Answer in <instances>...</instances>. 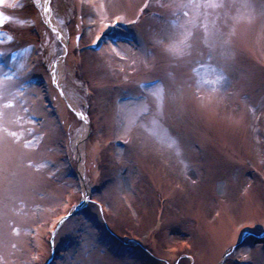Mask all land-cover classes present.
<instances>
[{
    "label": "rangeland",
    "instance_id": "rangeland-1",
    "mask_svg": "<svg viewBox=\"0 0 264 264\" xmlns=\"http://www.w3.org/2000/svg\"><path fill=\"white\" fill-rule=\"evenodd\" d=\"M257 3L0 4V264H264Z\"/></svg>",
    "mask_w": 264,
    "mask_h": 264
},
{
    "label": "snow or ice",
    "instance_id": "snow-or-ice-1",
    "mask_svg": "<svg viewBox=\"0 0 264 264\" xmlns=\"http://www.w3.org/2000/svg\"><path fill=\"white\" fill-rule=\"evenodd\" d=\"M4 0H0V4H3ZM193 5H180V7H191ZM195 7H214V8H226L229 7L230 5L227 3H218V4H202V5H194ZM245 7H258L262 13H264V0H258L257 4H245ZM145 8L149 7L148 4H145L144 6ZM185 16L188 15L187 12L184 13ZM0 17H2V14H0ZM0 23H2V19H0ZM130 23H135V21H130ZM105 27H108V25H105ZM97 41L102 40V37L98 36L96 38ZM112 42L114 44L117 43V40L113 39ZM95 43V41H94ZM165 51L172 56H176L178 55L177 51H176V47L175 46H169L168 48L165 49ZM211 54V53H210ZM0 55H3V53H0ZM230 68V65L227 63H224L222 66V70L224 72H227ZM5 77L7 79H11L10 76H8V74H5ZM224 77L222 76L221 79H223ZM55 76H53V83H55ZM6 107H11V104L6 105ZM0 115H2V113H0ZM10 135H12L13 137L15 136V133H11ZM3 171L6 172V169H4ZM0 183H2L5 186V191L8 192L11 190V180L9 179V177L7 175H3L0 176ZM85 199H87V197H85ZM67 219H70V217H62L60 221H58V225L62 226Z\"/></svg>",
    "mask_w": 264,
    "mask_h": 264
},
{
    "label": "bare ground",
    "instance_id": "bare-ground-1",
    "mask_svg": "<svg viewBox=\"0 0 264 264\" xmlns=\"http://www.w3.org/2000/svg\"><path fill=\"white\" fill-rule=\"evenodd\" d=\"M51 20V23H53V21H52V18L50 19ZM54 29L57 31V34H58V36L60 37H62L63 36V33H62V31L59 29V27H57V25H55L54 26ZM134 106V108L133 109H130V110H135V108H136V105H131V107H133ZM76 108H77V106H75ZM74 107V108H75ZM80 113V112H79ZM242 243V242H241ZM240 243V244H241ZM239 245V244H238ZM166 250V249H165ZM168 250H171V251H173L171 248H168Z\"/></svg>",
    "mask_w": 264,
    "mask_h": 264
}]
</instances>
